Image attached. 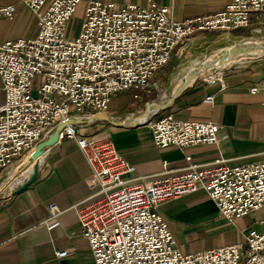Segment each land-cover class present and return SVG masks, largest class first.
I'll list each match as a JSON object with an SVG mask.
<instances>
[{"label":"built area","instance_id":"2783aa9c","mask_svg":"<svg viewBox=\"0 0 264 264\" xmlns=\"http://www.w3.org/2000/svg\"><path fill=\"white\" fill-rule=\"evenodd\" d=\"M33 11L38 34L0 42V77L5 102L0 108V171L30 155L61 126L60 137L75 140L91 167L90 196L71 209L95 264H264V232L243 230L244 241L183 253L160 211L161 206L204 190L219 215L230 223L264 213V162L230 166L219 159L189 165L158 180L131 185L134 172L111 138L84 135L79 127L109 111L111 100L128 91L134 98L151 90L179 47L209 33L263 31L257 15L264 0H234L207 17L174 20L167 7L119 6L87 0L79 37H66L67 25L83 0H19ZM16 17L13 5L0 6V19ZM251 40V38H245ZM222 71L203 76L208 84ZM264 91V80L251 94ZM213 101V97L206 99ZM154 144L162 149L218 144L220 126L180 121L172 114L150 122ZM35 163V162H34ZM28 177H30L28 175ZM50 218L64 211L52 203ZM257 226L264 227V219ZM67 250L59 258L67 257Z\"/></svg>","mask_w":264,"mask_h":264},{"label":"crops","instance_id":"0c3cea01","mask_svg":"<svg viewBox=\"0 0 264 264\" xmlns=\"http://www.w3.org/2000/svg\"><path fill=\"white\" fill-rule=\"evenodd\" d=\"M119 6L137 4L146 6L149 0H101ZM159 6L169 8L174 20H189L207 17L225 10L234 0H152ZM7 20V19H6ZM209 33L192 38L179 51V62L171 63L158 74H169L165 78L157 75L151 84H156L140 99L135 92H125L124 98H113L109 111L94 114L90 124L80 126L84 135L102 134L111 138L122 157L134 167L127 175L131 185L153 181L183 171L188 167L187 157L195 164H209L226 160L230 166H243L264 162V91L251 94V89L264 80V60L243 63L250 59L243 57L222 71V80L210 85L203 76L211 75L214 68L194 59L190 66L176 72H164L169 66L179 67L194 46L207 42L219 45L220 52L233 48L240 42V34ZM16 39V38H12ZM11 40L5 39L0 42ZM246 43L237 50L239 57ZM263 58V57H262ZM236 64H240L237 66ZM173 76L175 77L172 82ZM167 95H159L166 81ZM3 83L0 77V108L5 102ZM132 93V94H130ZM213 97L212 102L206 99ZM149 106L151 109L148 110ZM153 109V110H152ZM172 114L180 121L210 122L220 126L218 144L190 148L169 147L162 149L154 144L150 122L162 115ZM58 128L46 136L42 143L56 138L44 149L37 160L36 180L21 193L14 192L23 186L34 173L31 155H27L11 169L10 184L0 189V264H95L92 250L82 234L76 212L71 209L86 200L91 191L88 181L92 170L85 155L75 140L60 137ZM19 164L26 166L22 170ZM31 169V172H28ZM28 172V173H27ZM19 178L15 180L17 175ZM28 175L30 177H28ZM54 203L64 211L56 218H50L49 206ZM161 213L169 222L187 231V226L212 227L216 220L209 219L210 211L218 209L204 190L184 196L161 206ZM219 214V212H218ZM223 219V218H222ZM224 221V220H221ZM228 225H217L212 232L224 234ZM176 238V237H175ZM67 250L68 256L59 258L58 253Z\"/></svg>","mask_w":264,"mask_h":264},{"label":"rangeland","instance_id":"374dc122","mask_svg":"<svg viewBox=\"0 0 264 264\" xmlns=\"http://www.w3.org/2000/svg\"><path fill=\"white\" fill-rule=\"evenodd\" d=\"M13 5L15 8L16 17L13 20H6V19H0V40L5 39H12V38H31L35 37L38 34V20L33 13L32 10H30L28 7H26L21 1L19 0H0V6H8ZM87 6V0H83L82 4L80 5L77 13L72 17V19L68 22L67 25V33L66 37L68 39H75L79 37L80 32L82 30V25L84 23V16ZM258 19H260V24L264 26V14L257 15ZM264 28V27H263ZM239 35H235L237 37H241L243 39L245 38H251L252 41L247 43L246 47L251 46L252 44L261 45L259 49H257L255 54H242L240 55V60L243 57H247L250 59L245 60L243 63H250L255 61L264 60V48L262 46L264 45V29L261 33L251 31L249 34H246V31L241 30L237 32ZM247 40V39H245ZM246 43L242 40L240 42H237L233 44L232 46H240L241 44ZM244 48V50H245ZM181 47L178 48L176 54L174 55V62H179V51ZM242 49V48H241ZM245 52V51H244ZM224 53V52H223ZM243 53V52H242ZM220 54V48L219 45H216L213 42H207L205 45L201 46H194V49L187 54V56L182 61L179 70L177 71V68L175 69V65L169 66L164 72L174 71L176 72L174 76H176L181 69H185L190 66V63L192 60L196 59L199 62L204 63H210V60L215 59ZM227 53H225V58L221 59V63H228L230 61L227 57ZM263 57V58H262ZM211 64V63H210ZM208 64V65H210ZM240 64L233 65L237 66ZM229 68L232 66H228ZM228 69V68H227ZM225 69V70H227ZM168 71V72H169ZM167 72V73H168ZM169 74H158L157 77L159 78H165ZM173 76L172 82H174L175 77ZM169 80L165 82L162 91L159 95H153L151 98H156L155 100H159L162 93L164 95H167L169 90ZM133 92V91H132ZM125 94V93H124ZM124 94H120L115 98H124ZM132 94V93H130ZM42 143V141H41ZM35 166V163H33V167ZM19 167L24 171L26 170V166H23V164H19ZM11 169L9 168L3 172L0 171V189L5 190V188L8 187L10 184V175H11ZM31 172V169L28 171ZM27 172V173H28ZM2 193V192H1ZM0 193V194H1ZM209 219L216 220V223H213L212 227L206 228V226H187V231L183 230L182 227H179L178 224L173 223V233L176 237L177 243L179 248L183 253H191V252H197L201 250H207V249H213L220 246H225L229 244L234 243H241L244 241L242 231L245 230L247 232L251 230H257L259 232H264V227H260L256 225L257 220L264 219V213H259L258 216L251 215L248 217H245L241 220H237L234 223H230L224 218L218 214L217 211H210ZM224 220V221H221ZM217 225H228V228L225 229L224 234L219 235V232H212L211 229L216 227Z\"/></svg>","mask_w":264,"mask_h":264},{"label":"bare ground","instance_id":"6f19581e","mask_svg":"<svg viewBox=\"0 0 264 264\" xmlns=\"http://www.w3.org/2000/svg\"><path fill=\"white\" fill-rule=\"evenodd\" d=\"M227 35H229V34H227ZM230 36H233V35H230ZM242 41H244V42H247V41H252L253 42V40H245V39H241ZM241 46V45H240ZM239 45L237 46H234L233 48H229V49H227L224 53L223 52H220V54L218 55V57L217 58H215V59H212V60H210V63H203V64H201L200 66H204V65H208V64H210V65H208V68H214L213 70H211L210 72H208V73H211V74H214V73H217V72H219V71H223V70H225V69H227V68H229L228 66H221V59L222 58H225V53H227V57H228V59L230 60V61H228L229 63H233L235 60H237V59H239L240 57H239V54H238V51L237 50H240L241 49V47H240ZM260 44L259 45H256L255 43L254 44H252L251 46H249V47H246L245 48V52H243V54H255L257 51V49H259L260 48ZM262 48H264V45L262 46ZM151 109V106H149V108H148V110H150ZM153 110V109H152ZM35 151H36V149H34L33 151H31V153H30V155L31 156H33L34 155V153H35ZM27 156V155H26ZM26 156H24V157H26ZM24 157H23V159H24ZM22 159V160H23ZM31 160V162H33L32 161V159H30ZM21 161V160H20ZM19 161V162H20ZM19 162H17L16 164H18ZM34 163V162H33ZM16 164H14L12 167H14ZM12 167H10V168H12ZM9 169V168H8ZM19 176H21L20 174L19 175H17L16 176V178H15V180H17L18 178H19Z\"/></svg>","mask_w":264,"mask_h":264},{"label":"water","instance_id":"95a60500","mask_svg":"<svg viewBox=\"0 0 264 264\" xmlns=\"http://www.w3.org/2000/svg\"><path fill=\"white\" fill-rule=\"evenodd\" d=\"M152 86H154L155 88H158V86L156 84H154V85L151 84L150 87H152ZM60 130H61V126L58 127L57 132H59ZM55 140H56V138H52L47 143H39L37 145V147L35 148L36 151H35L34 155L31 156L32 161L35 162L33 176L23 186H21L19 189H17L14 192V195H17V194L21 193L23 190H25L27 187H29L36 180L37 174H38V164H37V160L42 155L44 149H46L47 147H49L50 145H52L55 142Z\"/></svg>","mask_w":264,"mask_h":264}]
</instances>
